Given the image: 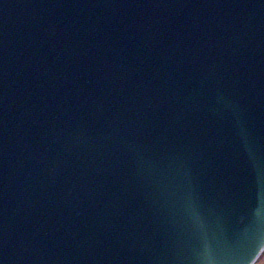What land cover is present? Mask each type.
<instances>
[{
	"label": "water",
	"instance_id": "95a60500",
	"mask_svg": "<svg viewBox=\"0 0 264 264\" xmlns=\"http://www.w3.org/2000/svg\"><path fill=\"white\" fill-rule=\"evenodd\" d=\"M264 0H0V264H253Z\"/></svg>",
	"mask_w": 264,
	"mask_h": 264
},
{
	"label": "rangeland",
	"instance_id": "374dc122",
	"mask_svg": "<svg viewBox=\"0 0 264 264\" xmlns=\"http://www.w3.org/2000/svg\"><path fill=\"white\" fill-rule=\"evenodd\" d=\"M254 264H264V251L262 252V254L259 256V258Z\"/></svg>",
	"mask_w": 264,
	"mask_h": 264
}]
</instances>
